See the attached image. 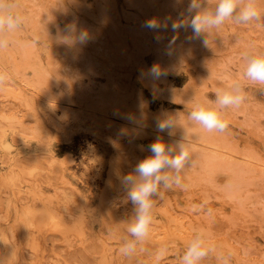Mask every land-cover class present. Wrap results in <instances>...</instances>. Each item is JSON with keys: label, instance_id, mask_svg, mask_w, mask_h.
I'll return each mask as SVG.
<instances>
[{"label": "rangeland", "instance_id": "374dc122", "mask_svg": "<svg viewBox=\"0 0 264 264\" xmlns=\"http://www.w3.org/2000/svg\"><path fill=\"white\" fill-rule=\"evenodd\" d=\"M201 2L199 14L218 4ZM7 3L22 22L0 32V264H153L160 247L162 264H182L197 231L215 249L200 264H264V88L245 83L239 108L215 103L243 80L246 55L264 52V14L196 37L171 27L189 22L190 0ZM153 18L166 27H145ZM154 64L167 77L153 80ZM196 103L226 113L228 127L192 122ZM158 120L173 127L159 132ZM157 137L191 159L182 186L152 198L150 235L126 257L135 210L123 177Z\"/></svg>", "mask_w": 264, "mask_h": 264}, {"label": "clouds", "instance_id": "9594fccd", "mask_svg": "<svg viewBox=\"0 0 264 264\" xmlns=\"http://www.w3.org/2000/svg\"><path fill=\"white\" fill-rule=\"evenodd\" d=\"M179 3V0H176ZM240 0H218L214 12L197 13L202 7L201 0H190L187 13L190 16L188 23L173 22L171 27L173 31L179 29L191 28L196 37H200L206 28L219 27L230 19H235L238 24H248L252 21H259L264 9H261L255 0L248 2L239 9ZM193 13H197L194 14ZM22 22L20 15L15 14L12 5L7 0H0V32L5 29L11 31L17 29ZM145 27L149 29H159L166 27L161 25L156 19H149L145 23ZM88 35L81 32L79 35L80 43H86ZM205 44L208 42L205 40ZM3 41H0V47ZM149 75L153 80H160L167 77L168 70L162 69L159 65L154 64L149 70ZM5 77L0 74V85L4 83ZM247 85H255L264 88V52H252L246 55L243 70V80H236L230 90L218 92L215 103L220 108H239L247 99L245 90ZM226 113H221L211 106L202 103H196L190 111L188 118L198 124L207 132H223L227 127V121L224 118ZM132 120L131 117H129ZM157 130L165 132L173 127L171 121H157ZM179 151L175 155H170L174 150L161 142L160 138L150 143L147 150L151 153L140 160L134 168L135 174H128L123 177V183L129 186L127 197L134 205L135 215L132 222L127 226V232L135 238L134 241H122L119 249L123 256L131 257L136 254L138 244L143 245L149 235L154 223V196L163 198V189L170 190L173 187L182 186V178L180 173L185 170L186 165L191 159L189 148L184 144H179ZM174 170L175 176L165 174V170ZM195 210V208H194ZM139 251H145L139 248ZM167 247H160L151 253L153 264H162L167 257ZM215 252V249L209 246L203 232L197 231L194 238L188 243L182 257V264H200V261ZM218 259L222 264H230V256H219Z\"/></svg>", "mask_w": 264, "mask_h": 264}, {"label": "bare ground", "instance_id": "6f19581e", "mask_svg": "<svg viewBox=\"0 0 264 264\" xmlns=\"http://www.w3.org/2000/svg\"><path fill=\"white\" fill-rule=\"evenodd\" d=\"M7 147H8V146H7ZM5 148H6V146H5ZM7 250H8V248H6V251H7ZM6 251H5L4 253H2V254H5ZM4 256H5V255H3V256L1 255L2 258H3ZM1 257H0V258H1ZM2 258H1V259H2ZM4 258H5V257H4ZM6 260H7V259H6Z\"/></svg>", "mask_w": 264, "mask_h": 264}]
</instances>
